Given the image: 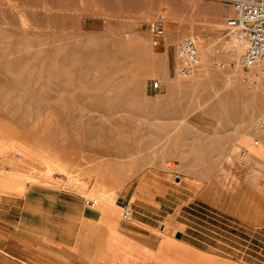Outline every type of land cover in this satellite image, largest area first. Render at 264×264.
I'll use <instances>...</instances> for the list:
<instances>
[{"label":"rangeland","instance_id":"374dc122","mask_svg":"<svg viewBox=\"0 0 264 264\" xmlns=\"http://www.w3.org/2000/svg\"><path fill=\"white\" fill-rule=\"evenodd\" d=\"M232 14L228 0H0V118L31 181L83 172L133 209L162 203L197 248L264 264V149L246 145H264V77L229 55ZM186 36L201 61L181 76Z\"/></svg>","mask_w":264,"mask_h":264},{"label":"crops","instance_id":"0c3cea01","mask_svg":"<svg viewBox=\"0 0 264 264\" xmlns=\"http://www.w3.org/2000/svg\"><path fill=\"white\" fill-rule=\"evenodd\" d=\"M0 119V250L13 264H233L197 248L186 236L189 224L159 214L163 204L150 196L124 219L125 201L90 185L83 172L75 181H31L19 139H9Z\"/></svg>","mask_w":264,"mask_h":264},{"label":"built area","instance_id":"2783aa9c","mask_svg":"<svg viewBox=\"0 0 264 264\" xmlns=\"http://www.w3.org/2000/svg\"><path fill=\"white\" fill-rule=\"evenodd\" d=\"M232 4V15L226 19L227 28L235 32L245 41V46L239 57V63L245 68L256 67L264 77V0H228ZM152 33V43L158 46L165 35V25L161 18L156 17L148 23ZM177 73L189 75L200 65V51L195 38L186 36L176 47ZM163 85L161 80L151 83L153 90H159ZM132 205L121 204V215L124 219L132 216Z\"/></svg>","mask_w":264,"mask_h":264},{"label":"bare ground","instance_id":"6f19581e","mask_svg":"<svg viewBox=\"0 0 264 264\" xmlns=\"http://www.w3.org/2000/svg\"><path fill=\"white\" fill-rule=\"evenodd\" d=\"M234 34V33H233ZM231 41L228 43V48H229V52H230V56L232 58L236 57V55L238 53H240V51L242 50V48H244L245 46V41L243 39H241L238 35H232V37H230ZM241 70H236V72H240ZM259 71L258 68L256 67H251V72L247 73L250 76L251 75H255L257 72ZM242 72V71H241ZM260 72V71H259ZM255 137V136H254ZM259 139V138H258ZM260 141V140H259ZM246 145L248 146L249 150L253 153H259L258 150L259 149H264V145L259 143L258 141H256L253 138L249 137V140L246 142ZM264 152V151H263ZM248 155V154H247ZM263 155V154H260ZM172 163V161H170ZM165 164V163H164ZM167 164V163H166ZM173 164V163H172ZM168 165V164H167Z\"/></svg>","mask_w":264,"mask_h":264}]
</instances>
